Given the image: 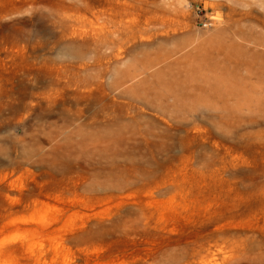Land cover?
<instances>
[{"label": "rangeland", "instance_id": "rangeland-1", "mask_svg": "<svg viewBox=\"0 0 264 264\" xmlns=\"http://www.w3.org/2000/svg\"><path fill=\"white\" fill-rule=\"evenodd\" d=\"M0 264H264V0H0Z\"/></svg>", "mask_w": 264, "mask_h": 264}]
</instances>
